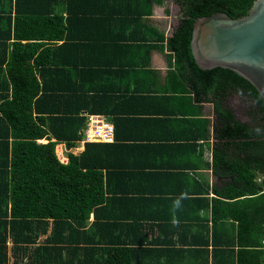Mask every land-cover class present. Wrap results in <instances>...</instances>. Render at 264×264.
I'll return each instance as SVG.
<instances>
[{
    "label": "trees",
    "instance_id": "16d2710c",
    "mask_svg": "<svg viewBox=\"0 0 264 264\" xmlns=\"http://www.w3.org/2000/svg\"><path fill=\"white\" fill-rule=\"evenodd\" d=\"M166 1L0 0V264L28 255L34 232L50 220L47 245L76 243L77 257L89 253L78 264L137 258V207L148 201L142 196L175 195L114 189L136 180L119 170L136 164L113 162L119 151H136L126 131L134 123L168 131L156 142L157 155L167 156L157 166L191 187L177 194L191 202L194 264H264V99L231 69L201 68L191 46L198 18H240L256 0H171L179 19L169 37L148 19ZM153 50L168 62L162 86L150 68ZM135 100L165 106L139 110L154 114L136 120L116 115ZM83 112L112 117L114 142H85L64 164L56 147L71 150L84 140ZM204 169L214 183L198 173Z\"/></svg>",
    "mask_w": 264,
    "mask_h": 264
},
{
    "label": "crops",
    "instance_id": "0c3cea01",
    "mask_svg": "<svg viewBox=\"0 0 264 264\" xmlns=\"http://www.w3.org/2000/svg\"><path fill=\"white\" fill-rule=\"evenodd\" d=\"M167 10L169 11V14H167ZM172 10H176L175 14L177 17L179 15V8L171 0H167L162 6L154 5L153 15L148 18L152 25L165 33L166 37L171 36L174 31L171 26L172 18L170 17ZM177 24L178 20H176L175 25L173 26L176 27ZM150 68L158 71L159 75L162 77V79L159 80L158 85L162 86L168 71V62L165 53L153 50L150 54ZM124 86H127L126 81L124 82ZM162 106L165 105L158 102L149 103L147 105L135 100L131 101L129 104L121 105L120 109L126 110V114L118 113L116 115L136 120L139 119V117L154 114L139 110H155L154 108L160 110ZM83 114L85 116L89 115L86 112H83ZM204 114L206 117L211 118L213 124L214 112L212 104H204ZM123 115H130V117ZM108 118L110 121L112 120V117ZM151 120H154V118H151ZM140 126L141 127H138V124L134 123L129 130H126L134 134V139L128 138V141L130 143H135L134 150L136 151H119L117 155L113 154V162L115 164L117 162L122 165L127 163L137 165L135 168L119 169L121 173L132 176V178H136V180L133 181L132 179H129L127 182L120 181L119 183H115L113 187L114 189L121 191H142L147 193L172 192L175 196L165 197L163 194L158 196H149L150 194H148V196H142V199L146 198L148 201H140L142 203L137 207L138 218L136 222L140 227L134 240L141 243L139 248L133 250V252H135L133 254H137V258L131 261L113 260L115 261L113 264H194L193 253H190L193 248H188L190 247L188 244H191L189 242L192 239L191 219L193 214L191 202L186 201L184 194H177L181 193L182 190L187 191L191 187L182 183L183 181H177L175 179L171 181L166 177H163V172H161L162 168L157 166L165 163L167 161V156L164 155L163 157H160L157 155L159 154L157 153V146H159V144H156V142H160L161 138L167 137L168 131L161 129L157 123H144ZM153 136L159 138H153ZM44 140L45 143H47V140ZM41 142L42 140L38 141V143ZM84 143L85 142L82 141L78 144L77 148L71 150L67 149V154L69 152L80 154L84 150ZM59 146L64 147L65 144H59ZM204 160L206 163L211 161V155L208 151L205 153ZM60 161L64 164L67 163V156L63 157V161L61 159ZM189 173L192 175V172ZM198 173L208 179L211 184L214 183L215 178L210 169L200 170ZM181 218H184V221H182ZM93 220L94 217L91 215L90 223ZM127 221L128 223H134V220ZM34 233L35 235H38V239L35 244L29 246L28 255L23 254L22 252L17 253L15 256H11L10 264H14L15 261L18 264H78L79 259L84 260L83 255H89V253H83L77 257L76 243L63 247H61L63 244H52V246L47 245L46 240L52 235L51 220L48 227L39 225ZM120 238L127 241L130 239V237L127 238L126 236H121ZM55 239L59 238L55 237ZM55 243H57V241H55ZM44 244L47 245V248L49 249L44 251L35 250L36 247ZM223 261L224 259L222 262ZM91 262L92 261H89L87 264H96ZM197 262L200 261L197 260Z\"/></svg>",
    "mask_w": 264,
    "mask_h": 264
},
{
    "label": "water",
    "instance_id": "95a60500",
    "mask_svg": "<svg viewBox=\"0 0 264 264\" xmlns=\"http://www.w3.org/2000/svg\"><path fill=\"white\" fill-rule=\"evenodd\" d=\"M203 69H231L251 82L264 99V0H256L246 16L215 13L195 21L191 41Z\"/></svg>",
    "mask_w": 264,
    "mask_h": 264
},
{
    "label": "built area",
    "instance_id": "2783aa9c",
    "mask_svg": "<svg viewBox=\"0 0 264 264\" xmlns=\"http://www.w3.org/2000/svg\"><path fill=\"white\" fill-rule=\"evenodd\" d=\"M114 141V126L110 119L105 115H88L83 142H104ZM264 248V238L262 240Z\"/></svg>",
    "mask_w": 264,
    "mask_h": 264
},
{
    "label": "rangeland",
    "instance_id": "374dc122",
    "mask_svg": "<svg viewBox=\"0 0 264 264\" xmlns=\"http://www.w3.org/2000/svg\"><path fill=\"white\" fill-rule=\"evenodd\" d=\"M167 5H169V4H167ZM175 13H176V10H172V13L170 15V17L172 18L171 26H172L173 29L175 28V26H173V25H175L176 20L179 19V15L177 14L178 16L176 17ZM242 105L244 106L242 100L239 99L238 97H236L233 100V106L239 112V117H241L240 113H242L240 111V109L243 110V111L245 110V108ZM244 119H245V117H244ZM56 153H57L58 157L63 161V157L67 156V148L65 146L63 147V146L57 145Z\"/></svg>",
    "mask_w": 264,
    "mask_h": 264
}]
</instances>
